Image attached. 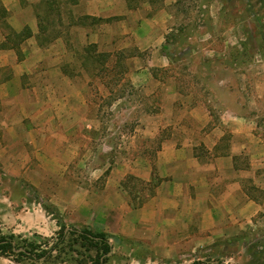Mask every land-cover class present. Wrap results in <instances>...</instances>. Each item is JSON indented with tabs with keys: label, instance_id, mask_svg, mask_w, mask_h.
I'll use <instances>...</instances> for the list:
<instances>
[{
	"label": "crops",
	"instance_id": "obj_1",
	"mask_svg": "<svg viewBox=\"0 0 264 264\" xmlns=\"http://www.w3.org/2000/svg\"><path fill=\"white\" fill-rule=\"evenodd\" d=\"M176 2L0 0V166L24 167L35 156L45 160L47 130H54V137L57 130H94L95 105L91 96H79L78 80L69 78V56L88 54L89 46L101 56L134 52L126 59L128 81L148 91L159 110L144 112L158 124L133 130L140 139L164 137L151 159L117 161L100 193H78L81 199L70 208L83 227L130 241L150 240L169 253L179 241L197 245L248 229L261 206L245 187L255 179L264 182L255 176L264 142L252 128H243L231 114L216 124L203 103H192L194 95L182 100L174 84L151 77V71L170 65L162 47ZM163 86L167 94L156 96ZM122 101L118 97L114 103ZM126 111L143 112L129 104L116 113ZM130 177L156 184L135 208L125 185Z\"/></svg>",
	"mask_w": 264,
	"mask_h": 264
},
{
	"label": "rangeland",
	"instance_id": "obj_2",
	"mask_svg": "<svg viewBox=\"0 0 264 264\" xmlns=\"http://www.w3.org/2000/svg\"><path fill=\"white\" fill-rule=\"evenodd\" d=\"M171 13L162 47L170 65L151 71V77L174 84L182 100L194 95L192 103H203L216 124L227 114L241 119L243 128H252L264 142V0H177ZM132 53L127 50L102 57L80 51L67 58L66 72L70 79L78 80L79 96H91L95 105L94 130H57L56 137L54 130H47L45 160L35 156L24 167L0 166L2 234L36 242L50 240L59 229L49 214L52 209L59 210L66 227H83L70 208L72 202L81 199L78 193H100L117 161L155 155L164 136L151 139L143 134L140 139L139 131L133 130L158 124L144 112L154 113L159 108L147 96L148 91L128 81L126 59ZM167 90L163 86L154 94L161 96ZM118 97L124 101L114 103ZM129 104L136 105L142 114L116 113ZM164 121L169 123V119ZM258 160L255 176L264 181V155ZM125 185L131 192L132 208L156 186L155 182L146 184L133 177ZM260 186L264 187V182L255 179L245 187L261 206L248 229L243 226L230 235H213L197 245L179 241L172 253L168 248L151 246L150 240L130 241L117 236L120 239L112 241L113 258L108 264H264V190ZM42 215L46 220L37 219ZM0 264L44 263H19L0 256Z\"/></svg>",
	"mask_w": 264,
	"mask_h": 264
},
{
	"label": "trees",
	"instance_id": "obj_3",
	"mask_svg": "<svg viewBox=\"0 0 264 264\" xmlns=\"http://www.w3.org/2000/svg\"><path fill=\"white\" fill-rule=\"evenodd\" d=\"M51 5L48 4V9H52ZM94 49V46H89L86 51L93 52ZM49 214L54 217L59 227L50 240L30 241L16 238L14 235H4L0 231V256L13 258L19 263L27 261L44 264H108L111 261L113 258L111 241L116 242L120 238L93 231L89 227H66L56 209L49 211ZM74 255L79 258H75Z\"/></svg>",
	"mask_w": 264,
	"mask_h": 264
}]
</instances>
